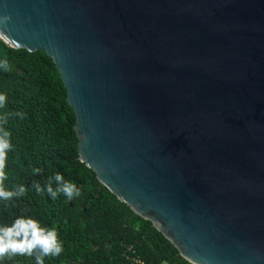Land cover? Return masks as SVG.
Here are the masks:
<instances>
[{"label":"water","instance_id":"obj_1","mask_svg":"<svg viewBox=\"0 0 264 264\" xmlns=\"http://www.w3.org/2000/svg\"><path fill=\"white\" fill-rule=\"evenodd\" d=\"M5 15L1 40L56 64L102 186L192 264H264V0H0Z\"/></svg>","mask_w":264,"mask_h":264},{"label":"trees","instance_id":"obj_2","mask_svg":"<svg viewBox=\"0 0 264 264\" xmlns=\"http://www.w3.org/2000/svg\"><path fill=\"white\" fill-rule=\"evenodd\" d=\"M7 58L11 71L0 70V93H6V109L25 114L12 117L13 150L8 152L4 185L23 183L24 196L0 201V226L16 216H31L42 228H55L62 252L45 257L44 264H132L127 255L143 264H192L151 221L135 214L97 180L79 158L76 115L67 101V90L56 64L44 52L9 47L0 39V59ZM41 169L33 174V169ZM59 172L80 190L68 199L63 193L52 199L47 184ZM33 181L44 189L37 194ZM51 187L57 182L52 179ZM32 257L16 256L0 264H35Z\"/></svg>","mask_w":264,"mask_h":264},{"label":"clouds","instance_id":"obj_3","mask_svg":"<svg viewBox=\"0 0 264 264\" xmlns=\"http://www.w3.org/2000/svg\"><path fill=\"white\" fill-rule=\"evenodd\" d=\"M8 20L7 15L0 16V26L6 25ZM0 37L10 40L2 31H0ZM0 70L11 71V65L6 57L0 59ZM6 104V93H0V110L6 109ZM12 117L24 119L25 114L20 111H0V201L5 202L24 196L28 191L23 183L12 185L10 190L4 185V181L8 179V174L5 171L8 152L13 150L11 132L5 128V125ZM32 171L35 175L40 173L41 169L34 168ZM52 179L57 182L55 189L51 187ZM32 187L37 194L44 190L36 181H33ZM47 192L52 199H55L60 193H63L70 200L81 194L76 185L71 181L64 180L59 172L49 179ZM57 236L58 233L55 228H42L40 222L31 216H16L10 226L7 224L0 226V260L5 258L11 260L16 256L32 257L34 250L39 249V254L35 255V264H44L45 257H57L63 250Z\"/></svg>","mask_w":264,"mask_h":264},{"label":"built area","instance_id":"obj_4","mask_svg":"<svg viewBox=\"0 0 264 264\" xmlns=\"http://www.w3.org/2000/svg\"><path fill=\"white\" fill-rule=\"evenodd\" d=\"M127 256L132 264H143V261L139 257L130 256V255H127Z\"/></svg>","mask_w":264,"mask_h":264}]
</instances>
